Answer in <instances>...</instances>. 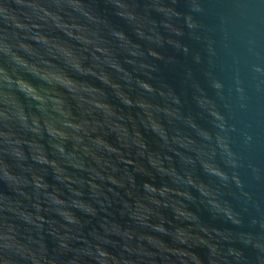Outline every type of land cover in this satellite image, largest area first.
Wrapping results in <instances>:
<instances>
[{
	"label": "water",
	"instance_id": "1",
	"mask_svg": "<svg viewBox=\"0 0 264 264\" xmlns=\"http://www.w3.org/2000/svg\"><path fill=\"white\" fill-rule=\"evenodd\" d=\"M0 264H264V0H0Z\"/></svg>",
	"mask_w": 264,
	"mask_h": 264
}]
</instances>
